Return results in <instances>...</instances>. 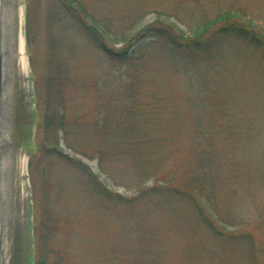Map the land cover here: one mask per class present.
Segmentation results:
<instances>
[{
	"label": "rangeland",
	"instance_id": "obj_1",
	"mask_svg": "<svg viewBox=\"0 0 264 264\" xmlns=\"http://www.w3.org/2000/svg\"><path fill=\"white\" fill-rule=\"evenodd\" d=\"M75 1L85 12L77 4L66 9L65 0H19L13 5L22 16L11 13L7 25L4 19L8 49L15 53L22 36L27 64L22 72L9 50L11 123L3 118L2 130L11 144L1 145L0 155L3 263L264 264V48L208 36L201 54L173 56L152 30L191 37L219 12L243 10L264 34V0ZM51 74L61 84L57 79L50 93L43 78ZM130 84L165 97L158 119L165 167L177 160L185 173L194 152H204L215 188L200 204L215 229L186 197L150 192L151 180L134 186L136 170L118 154L121 97ZM50 94L69 127L58 141L50 137L56 150L40 151L31 169L27 149L43 139L37 124ZM63 136L93 158L76 154ZM172 147L178 153L166 152ZM97 150L112 155L99 162Z\"/></svg>",
	"mask_w": 264,
	"mask_h": 264
},
{
	"label": "trees",
	"instance_id": "obj_2",
	"mask_svg": "<svg viewBox=\"0 0 264 264\" xmlns=\"http://www.w3.org/2000/svg\"><path fill=\"white\" fill-rule=\"evenodd\" d=\"M73 4H77L78 8L85 12L82 5L75 0H65L64 3L66 9L69 10H73ZM88 28L92 29L94 39L97 40L100 48L106 50L109 59H115V56L108 54L110 50L106 49L102 43L101 37L97 34L95 29L91 26H88ZM150 29H152V27ZM152 30L155 31L154 35L156 34L160 37L159 39L163 47L167 49L166 51L168 54L173 56L184 54V56L191 57L201 54V52H203L202 46H207L204 44V41L207 40L208 36L213 39L214 36L242 39L244 42L252 44L257 48H264V34L259 33L253 20L245 18L243 10H226L219 12L213 19L195 26L192 30L191 37H180L175 35L170 28L165 29L162 27H153ZM27 44H31L29 37H27ZM49 44L51 46L52 42ZM143 47H148V42L146 44L143 43L137 49L140 50ZM30 59L31 64L33 65L32 55H30ZM52 61L53 60L50 59L49 64ZM54 64L56 65L53 66L52 70L59 74L61 71V64L58 62ZM58 74H51L43 78L50 93L52 92L50 89L56 86L59 77ZM34 78L35 77H32L33 81ZM58 80L59 84H61L60 79ZM57 90L56 94L57 99L59 100L60 96ZM55 96L52 98V95L50 94V96L45 98L44 106L46 111H44L39 123L38 120L36 121L39 128H44V136L42 140L36 142L35 145H29L27 149L28 152L30 151L31 169L32 167H35L33 160L39 156L40 151L56 150L57 142L56 145H53V143L49 141L51 140L50 137H54L56 141H58L60 132H66L69 127L68 119L65 118L61 109L58 108L59 103L56 102ZM38 99L40 100L41 98L39 97ZM121 100V102L124 101L120 107L122 120L121 117H119L117 127L122 129L123 137L121 138L120 144L122 151L118 154L121 153L126 156L133 169L136 170V181L134 186H138L145 181L151 180L154 184L152 187L148 188L150 192L159 189L162 192L186 197L201 214V217L209 222L210 226L215 229L214 225H212L205 217L203 207L200 204V201L203 199L209 200L213 198L215 188L214 179L211 176V164L206 161L204 152L202 153L200 150L198 153L194 152L195 159L191 167L192 169L185 173L179 171L176 167L177 160L171 163V161L167 159V163L170 162V164L165 167L167 157L166 154H162V148L167 140L162 134H158L162 130V123L158 121V119L160 118L159 113L161 112V109L165 106V97L157 94L153 90L149 91V89H140L139 87L137 88L130 84V88H128L122 95ZM117 109L119 108H116V110ZM150 126L155 127V132L153 130L151 133L149 132L148 127ZM102 127L105 128L104 125H102ZM60 139L63 141L65 140V144H67V146H69V148L76 154L83 155L89 159L93 158L87 152L70 145L64 136L60 137ZM48 143L52 146L49 147ZM178 149L179 147H172L170 151L166 152L169 154H175L178 153ZM95 154L97 156L99 155V162H101L103 155H112L111 152L106 153L99 150H97ZM73 161L74 163L79 162L75 159H73ZM100 167L102 168V164H100ZM102 170L106 171L104 168H102Z\"/></svg>",
	"mask_w": 264,
	"mask_h": 264
},
{
	"label": "bare ground",
	"instance_id": "obj_3",
	"mask_svg": "<svg viewBox=\"0 0 264 264\" xmlns=\"http://www.w3.org/2000/svg\"><path fill=\"white\" fill-rule=\"evenodd\" d=\"M1 1V17H0V22H1V43L3 46L4 54H8L9 50L8 49V39H7V34H6V28H5V22L7 25V19L10 21L11 20V13H16L18 18H20L22 15V9L18 7L16 10L14 8V3H18L19 0H0ZM10 18V19H9ZM5 19V22H4ZM16 56L18 59V63L20 65L21 71L25 72L26 70V55L24 51V45H23V38L22 36L18 35L17 37V49H16ZM3 78V77H2ZM4 103V102H3ZM1 102V104H3ZM4 105V104H3ZM4 111V109H3ZM3 112L1 113V115ZM4 115V114H3ZM6 116V114L4 115ZM3 116V117H4ZM1 128V133H0V144H6L7 143V138H6V133L3 132Z\"/></svg>",
	"mask_w": 264,
	"mask_h": 264
},
{
	"label": "water",
	"instance_id": "obj_4",
	"mask_svg": "<svg viewBox=\"0 0 264 264\" xmlns=\"http://www.w3.org/2000/svg\"><path fill=\"white\" fill-rule=\"evenodd\" d=\"M0 17H1V1H0ZM1 35H2V33H1V22H0V133H1V128H2V126H3V123H2V119L4 118H7L8 120H9V122L11 123V121H10V109H11V103H10V95L8 94V96H6V93H7V91H9V90H7L6 89V80H7V75H6V72H5V70H6V57H7V54L5 55L4 54V49H3V46H2V43H1ZM11 51H10V55L12 56H16V52L14 53V51L12 50V48L10 49ZM4 66H5V68H4ZM3 77V78H2ZM6 99H7V101L9 102V105H8V108H7V110L5 109V103L7 102L6 101ZM1 102L4 104H1ZM3 109H4V111H3ZM3 112V114L5 115L6 114V116H4L3 114L1 115V113ZM4 116V117H3ZM6 138H7V143L6 144H11V142L10 141H8L9 139H8V137H7V135H6ZM3 145V144H2ZM1 149H3V146H1V144H0V155H1ZM3 231H2V228H1V224H0V264H5V263H3V251H4V244H3ZM5 253V252H4Z\"/></svg>",
	"mask_w": 264,
	"mask_h": 264
}]
</instances>
